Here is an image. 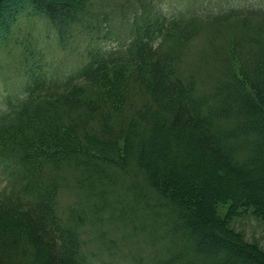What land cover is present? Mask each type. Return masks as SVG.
Here are the masks:
<instances>
[{
    "label": "trees",
    "instance_id": "1",
    "mask_svg": "<svg viewBox=\"0 0 264 264\" xmlns=\"http://www.w3.org/2000/svg\"><path fill=\"white\" fill-rule=\"evenodd\" d=\"M1 1L0 264H264V0Z\"/></svg>",
    "mask_w": 264,
    "mask_h": 264
},
{
    "label": "rangeland",
    "instance_id": "2",
    "mask_svg": "<svg viewBox=\"0 0 264 264\" xmlns=\"http://www.w3.org/2000/svg\"><path fill=\"white\" fill-rule=\"evenodd\" d=\"M12 0H2L1 7H4ZM212 1V0H211ZM229 22H235L232 19ZM237 26V25H235ZM198 40L197 45L193 46V50L201 45ZM62 60V59H61ZM68 62V61H67ZM72 62V61H71ZM1 87V85H0ZM14 89V88H13ZM89 90V89H88ZM228 183L225 193L218 194L217 184L209 182L208 185L197 183L188 189L191 199H195L199 204H206L217 219V222L224 228L233 230L249 243H256L264 249V220L251 205H242L237 199L235 183ZM12 189L7 176L3 173L0 164V197L7 194ZM237 200V201H236ZM144 219V218H143ZM146 222V220L144 219ZM93 249L95 247H103L98 240H94ZM136 247H133L135 251ZM107 249H104L105 252ZM103 252V254H106ZM125 253V251H124Z\"/></svg>",
    "mask_w": 264,
    "mask_h": 264
}]
</instances>
